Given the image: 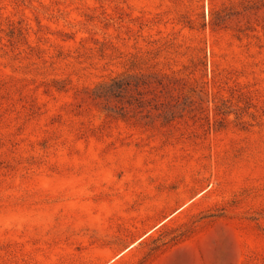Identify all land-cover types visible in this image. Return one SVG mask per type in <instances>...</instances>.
I'll return each instance as SVG.
<instances>
[{"label": "rangeland", "instance_id": "1", "mask_svg": "<svg viewBox=\"0 0 264 264\" xmlns=\"http://www.w3.org/2000/svg\"><path fill=\"white\" fill-rule=\"evenodd\" d=\"M0 264H264V0H0Z\"/></svg>", "mask_w": 264, "mask_h": 264}, {"label": "trees", "instance_id": "2", "mask_svg": "<svg viewBox=\"0 0 264 264\" xmlns=\"http://www.w3.org/2000/svg\"><path fill=\"white\" fill-rule=\"evenodd\" d=\"M131 75H122V76H117L115 78H113L111 80V82H108L106 84H102V86H105L106 89V93L105 94H113L116 89H120V88H126L129 87L132 82H131Z\"/></svg>", "mask_w": 264, "mask_h": 264}]
</instances>
